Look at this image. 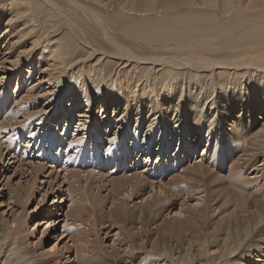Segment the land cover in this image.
Wrapping results in <instances>:
<instances>
[{
    "label": "bare ground",
    "instance_id": "obj_1",
    "mask_svg": "<svg viewBox=\"0 0 264 264\" xmlns=\"http://www.w3.org/2000/svg\"><path fill=\"white\" fill-rule=\"evenodd\" d=\"M0 5L3 12H6L4 16L0 15V18L6 21L4 30L9 26L7 34L0 32L2 34L0 38L9 36L10 39L5 38L6 44L4 41L3 47L14 51L12 60L4 57L0 63L3 64L5 60L7 61L5 63L12 65L18 60L21 62L22 57L29 56L26 48H21L26 42H29L31 48L35 49L38 46L36 51L38 52L42 42L46 40L47 46L43 47L45 52H39L38 63L43 59L46 60L45 65L50 70L45 68L46 75H41L47 77L48 84L53 83L49 87L46 85L45 89V93L49 92L51 98L42 94V100L47 98L49 102L55 95L56 88H59V84L64 80L67 81L59 88V97L68 98L65 107L70 112L75 106L83 105L77 116L85 117V120L80 118L76 128L91 129L93 142L100 136L98 118L87 114L91 113L94 101L101 102L96 112L98 114L104 110L100 113L103 115L108 109V104L119 102L124 95H128L130 103L133 97L140 96V104L135 105V111L140 110V118H135V124L128 120L123 130V133L127 134L132 127L138 128L140 134H136L134 130L130 133L132 139L137 138V141L132 142L131 147H122L124 145L122 138L110 140L114 142V148L117 147V152L114 154L112 150L105 159V165L112 164L115 160L124 161L130 153L134 154L135 165L142 163L141 157L143 161H148L152 151L157 150L155 141L160 143V155L163 148L176 146L175 153L185 151L183 155L186 159L194 157L192 152L196 153L200 143H207L202 152L203 157L207 156L214 142L217 145L215 153L219 159L212 165L207 166L201 159L197 160L185 175L183 172L177 174L173 180L166 181L165 186L160 182L161 184L155 187L154 183L149 181L152 179L147 178L150 177L148 172L111 178L112 201L106 215L100 217L92 210L98 204L96 202V204H88V208H85L87 207L85 205V212L88 214L80 213L78 215L80 219L101 220L102 226L105 224L114 226V218L122 220L124 224L130 220L137 223L135 227L141 228L155 222L161 213L175 205L174 199L177 197H188L192 191H195L194 194L200 192L204 194L209 191V183L215 180L214 182L223 185L222 189L231 191L226 203L233 202L241 213L234 226L229 225L223 229L216 249L218 252L209 260L200 262L198 259L208 256L209 253L207 248L209 243L205 239L198 241L195 249H191L192 246L187 244L183 247V251L175 253L160 247L155 255H162V260H157L155 264H211L219 263L214 260H222V258L227 259L225 264H232L236 257H240L243 249L249 247L251 249V246L256 244L257 239L251 236L250 228L257 226L258 232L264 231V189L258 195H252L251 192L255 191L248 189L246 192L243 184L249 181L245 177V180L241 178L242 175L237 174L239 171L236 168L240 166L243 171L251 168L252 173H257L260 169L256 166L254 168L252 164L255 165L258 159L259 162L261 160L264 169V118L261 120L256 118L258 116L256 111L264 110V0H198V2L193 0H0ZM64 24L68 25L66 31L69 36L66 32V37L59 35L57 38H50L53 33L64 27ZM86 29L91 32L89 34L101 36L103 44L104 41L109 44L107 52L112 60H105L103 69L97 65L94 69L95 66L88 64L87 60L96 55L94 49L96 45L87 38L89 31ZM113 30L118 31L117 36L113 35ZM213 42H217L218 48H214ZM79 44H82V47L84 44L89 46L80 53L77 50ZM103 44L101 43V48ZM217 50L221 51L217 52ZM103 55H98L96 61L103 58ZM106 64H111L113 68L106 67ZM122 64H124L122 69L117 71L118 66ZM104 69L108 70L104 72ZM113 70L117 71L116 76L121 80L120 86L115 87ZM39 80L41 81V78ZM32 87L29 89L32 90ZM61 98L60 108L61 113H64L66 111L61 106ZM0 102L1 109L2 101ZM118 105L122 107V104L118 103L114 111ZM156 114L163 115L162 119L157 120ZM8 115L9 122L16 119L13 114ZM155 123L157 126L154 127ZM168 123L172 124L171 127ZM115 127L117 131L120 129L118 121ZM85 132L90 134L88 131ZM29 138V142L35 139L31 135ZM92 147L93 143L91 149ZM144 151L147 152L143 153ZM236 155L242 160H235L238 167L236 162L228 166L232 169L230 173L236 167V174H230L226 181L220 182L216 163L224 165L227 160L231 162ZM175 162L177 163V160ZM42 166L39 165V168L43 169ZM112 171H116L115 168H111L110 173ZM215 173L216 176L213 177ZM210 179L212 180L209 181ZM262 184L264 186V182ZM101 186L103 187L102 184L98 186L99 190ZM149 186V190H146ZM213 186L216 187L218 184ZM154 187L159 190L157 194ZM190 187L193 189L189 190ZM199 188L202 190L198 191ZM139 192L140 197L142 192L147 195L143 196V202L133 203V206H138L133 211L132 207H127L126 200L134 199ZM27 196L28 192L24 197L28 199ZM207 196L205 193V197ZM246 197H252V203L247 202ZM244 205H248L251 211L242 214ZM200 209V206H193V210L198 213ZM50 220H46L47 224L51 223ZM187 228L186 221L179 220L176 232L180 234ZM121 231L122 228L117 232L118 235ZM7 236L2 237L1 241L4 242ZM72 238L70 235L69 239ZM124 240L125 242L121 244L123 248L118 253L112 252L111 256L116 258V255L126 254L135 259L134 255L127 252L130 241L126 237ZM154 247L155 244H152L150 248ZM74 248L78 250L80 247ZM8 252L5 258L7 264L28 263L22 258L18 263L13 261L12 250L9 249ZM150 255L154 253L146 255L145 258L149 259ZM138 256L140 258V255ZM73 261H78L77 256ZM93 261L109 264L108 257L104 261L101 257L96 260L89 258V261L83 264Z\"/></svg>",
    "mask_w": 264,
    "mask_h": 264
},
{
    "label": "rangeland",
    "instance_id": "obj_2",
    "mask_svg": "<svg viewBox=\"0 0 264 264\" xmlns=\"http://www.w3.org/2000/svg\"><path fill=\"white\" fill-rule=\"evenodd\" d=\"M193 1L198 2V0ZM5 13L6 12H3L0 5V15L2 14L4 16ZM70 16L73 17L72 15ZM5 22L3 18H0V32L2 34L4 32H6V34L8 33L7 29L9 26L4 30ZM105 23L108 22L105 21ZM63 26L64 27H61L57 32L53 33L50 38H57L59 35L66 37L68 34L66 31L68 25L64 24ZM89 33L91 32H87V38H89V40L91 39L92 43L94 42L96 45V48H94L96 49V55L92 56L94 58L90 57L87 60L88 64H92L91 66L93 67L97 65L103 69L104 61L112 60L107 52L109 48L107 46L109 44H106V41H104L103 44L101 36ZM117 33V30H113V35L117 36ZM2 34H0V37ZM5 38L6 36L3 39L0 38V62H2L4 57L7 60H12L14 57L13 50L10 49V51L9 48L5 49V47H3L4 41L6 44V39H10L9 36ZM26 43L21 48H26V52H29H27L29 55L28 57H25L26 54L24 56L25 58L22 57L21 62L18 60L16 64L13 65L5 63L7 62L6 60L3 64L0 63V66L2 65L0 67V101H2V108L0 109V264H7L5 258L9 253V249L12 250L13 261L17 263L25 259L28 261L27 264H83L87 263L89 258L96 260L101 257L102 261H104L105 258L108 257L109 264H137L136 262L140 264L143 262L144 264H155L157 260H162V255H155L158 250L161 249L160 247H165L168 252L175 253L183 251V247H186L187 244L192 246L191 249H195V244L204 239L209 243V245H207L209 253L208 256L200 257L198 260L204 262L214 256L218 252L216 249L219 246V239L223 229L229 225L234 226L236 220L241 215V213H239L240 209H236L233 202L226 203L227 196L231 194V191L228 192L222 189L223 185H220L217 181L214 182L215 180L213 183H209V191L207 190L205 192L208 195L207 197H205V193L203 194V192L194 194L195 191H192L188 197H177L174 199L175 205L170 206L161 213L155 222L149 225L146 224L141 228L138 226L135 227L137 223L133 221H126L124 224L122 220H116L115 218L113 220L114 226H107L106 224L102 226L100 224L101 220H82L78 215H80V213L88 214L85 212V208H88V204L92 205L96 204V202L98 204H96L95 208H92V210L96 211L97 215L100 217L106 215L107 210L111 208L112 201L110 180L114 179L115 176L124 177L125 175L126 177L127 174L128 176L130 174L134 176L135 173L148 172L150 177L147 178L152 179L149 181H152L155 187L161 183H164L162 186H165L168 181L176 178L177 174L183 172V175H185L197 160L201 159L204 165H212L215 160L219 159L215 153L217 147L215 142L208 151L207 156L203 157L202 152L207 145L206 142H203L199 144L200 147L197 149L196 153L192 152L194 157L186 159V156L183 155L185 151H177L178 155L175 153L176 146H168L167 149L163 148L162 154L160 155V143H156L155 141L154 144H157L158 148L156 146L157 150L152 151L148 161H143L144 159L141 157L142 163L139 162L135 165L134 154L131 155L130 153V156L124 161L123 159L115 160L112 164L105 165L106 157L112 150H117V147L114 148V142H112L115 138L117 140H119V138L123 139L124 145H122V147H131L132 142L137 141V138L132 139L130 133L134 130L136 134H140L138 128L132 127L130 133L128 132L127 134L123 133V130L128 120L130 123L132 122V124H135V118H140V110L138 109L139 111H135V105L138 106L140 104V96L137 95L136 98L132 96L133 98L130 103L127 98L128 95H124L119 102H111L108 104V109L103 115H100V113L104 110L98 114L96 112L101 102L94 101L91 113L87 114L98 118L100 136L93 142L91 137L93 131L91 129L76 128L78 122H80V118L85 120V117L77 116L79 111L83 108V105H78V102V106L72 108L70 112V110L65 107L68 98L59 97V88L67 81L64 80L59 84V88H56L55 95L49 102L47 98L42 100V94L51 98V94L49 92L45 93V89L53 83L51 82L48 84L46 80L47 77L41 75H46L45 72L47 70L45 71V68L50 70V68L45 65L46 60L43 59L38 63L39 52H45L43 47L47 46V41L44 40L42 42L38 52H36L38 46L34 49L30 47L29 42ZM101 43L103 44V48H101ZM213 45L214 48H218L217 42H213ZM88 46L89 45L84 44L82 47V44H79L77 50L82 53L86 49L85 47L88 48ZM219 51L221 50H217V52ZM222 52L224 51L222 50ZM98 55H103V58L96 61L95 58L98 57ZM98 62L99 64H96ZM105 66L113 68L111 64H106ZM123 66L124 64L118 66L117 71L122 69ZM95 68L96 66L94 69ZM107 70L108 69H104V72ZM117 71H112V73L114 72L115 74L113 77L114 80L112 79L115 81V87L120 86L119 84L121 82L118 76H116ZM40 78L42 82L39 80ZM31 86H33L32 90L29 89ZM60 98L62 99L61 106L66 111L64 113H61ZM118 103H121L122 107L118 105L116 111H114L113 109ZM144 106L147 107L146 105ZM136 113L138 115H136ZM8 114H13L16 119L14 118L12 122H9L7 118ZM256 115H258L256 116L257 120H261V118H264V110L262 112L256 111ZM8 116L10 117L11 115ZM156 117L157 120H161L163 115L156 114ZM82 121L83 120H81V122ZM117 121L118 125H120L118 131L115 127ZM171 125L172 124L168 123L169 127H171ZM155 126H157L156 123L154 127ZM85 131H88L90 134ZM220 133L221 132H219V135ZM30 135L35 137L31 142H29ZM110 140L112 141L110 142ZM161 142H163V140ZM92 143L93 147L91 149ZM95 146H97V148ZM85 149H87L88 152H83ZM81 151L82 153H80ZM146 152L147 151H144L143 153ZM79 153L82 155L80 157H86L89 161L98 162L99 160L100 162L96 165V168L93 166L86 167L87 163L82 165L79 161L77 157ZM157 156L159 158H156ZM238 156L239 155H236L231 162L227 160L224 165L216 163V172L217 176L221 178L220 182L226 181L227 176L236 174V172L239 171L237 174L240 173V175H242L240 176L241 178L244 180L246 178V180L249 181V183L245 182L243 184V186L246 187V192L248 189L249 191H255L251 192L252 195L260 194L264 189L262 184L264 182V169L261 166V160L259 162L257 159V163H255V165L252 164L254 168L257 167L260 169L257 173H252L251 168L243 171L240 166L239 168L235 167L237 171L234 168L230 173L231 166H228L234 164V162H236L235 160L240 158ZM167 159L168 161H166ZM175 160H177V163ZM235 164L238 167V163L236 162ZM39 165L42 166L43 169L39 168ZM30 166L32 168H30ZM36 166H38V168ZM111 168H115L116 171L110 173ZM66 175L67 178H65ZM70 176H72V178H70ZM215 176L216 173L213 177ZM211 180L212 179L209 181ZM101 184L103 187L101 186L99 190ZM214 184H218V186L214 187ZM225 186L227 187L228 184ZM155 187L154 189L157 190ZM149 188L150 186L146 190H149ZM191 189H193V187L189 188V190ZM201 190L202 188L198 189V191ZM158 191L159 190L156 191V194ZM27 192L28 199L24 197ZM141 194L142 197L139 196V192L134 199H127L126 197L127 207H132L133 211H135L138 206H133V203L138 204L143 202V196L147 195V193L144 195L145 193L143 194V192ZM161 194L162 192H160V195ZM213 195H215V197H212ZM101 198L102 200L99 201ZM131 199L132 201H130ZM251 199L252 197H246L247 202L251 201L252 203ZM165 200L167 201V199ZM197 200L198 202H196ZM116 202H118V200ZM196 203H199L198 206L201 207L199 213L193 210V206L198 207ZM194 204H196V206ZM85 205L87 207H85ZM244 206L245 208L242 214L251 211L248 205ZM46 220H50L51 223H48V225ZM179 220H185L188 228L182 233L177 234L176 229ZM120 228H122V231L118 235L117 232ZM250 231L251 236L257 239L256 244L254 243L251 249L250 247L243 249V252H240V257H236V260L232 264H264V231L258 232L257 226L255 228L251 227ZM5 235L8 236L3 242L1 240ZM70 235L73 237L72 240L69 239ZM125 237L130 241V248H128L127 252L134 255L135 259L128 257L126 254L116 255V258L111 256L112 252L118 253V251L123 248L121 244L125 242ZM152 244H155L156 247L150 248ZM75 245L80 248L75 250ZM75 251L77 252L75 253ZM146 253H154V255H150L149 259H146L145 257L148 255ZM137 255H140V258L139 256L137 257ZM76 256L78 261L74 262L73 259L76 258ZM66 257H68V259H66ZM214 261L219 263L212 262L211 264H225L227 259L222 258V260L217 259ZM88 264L99 263L98 261H93Z\"/></svg>",
    "mask_w": 264,
    "mask_h": 264
}]
</instances>
